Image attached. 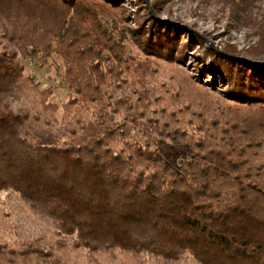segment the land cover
<instances>
[{"label":"trees","instance_id":"1","mask_svg":"<svg viewBox=\"0 0 264 264\" xmlns=\"http://www.w3.org/2000/svg\"><path fill=\"white\" fill-rule=\"evenodd\" d=\"M153 1L123 28L122 0H0V264H264V42L214 46Z\"/></svg>","mask_w":264,"mask_h":264},{"label":"rangeland","instance_id":"2","mask_svg":"<svg viewBox=\"0 0 264 264\" xmlns=\"http://www.w3.org/2000/svg\"><path fill=\"white\" fill-rule=\"evenodd\" d=\"M153 2L159 6L157 11L161 19L184 24L195 33L204 35L214 46L229 44L237 51H245L250 46L264 42V0H154ZM138 7V0H122L118 12L129 19H123V24L120 26L135 27L132 18H136L134 16L136 10H141ZM114 35L118 39L116 41L118 45L124 44L119 41L120 36L117 31H114ZM129 47L127 44L128 49ZM60 61L56 57L42 56L34 59H19L25 71L35 78L41 88L53 87L54 100L57 102H63L67 92L66 86L58 79ZM139 86L131 83L125 95L133 101L136 96L134 92L142 88ZM152 136L144 130L136 132V137L142 140H148ZM175 154L177 165H180L183 157L178 152ZM71 258L75 259L76 264H117L104 258L91 262L86 255L81 257L72 255ZM119 264L128 263L127 260H121Z\"/></svg>","mask_w":264,"mask_h":264}]
</instances>
